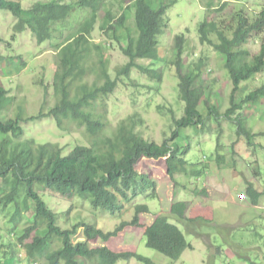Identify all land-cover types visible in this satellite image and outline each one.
I'll list each match as a JSON object with an SVG mask.
<instances>
[{
    "label": "trees",
    "instance_id": "obj_1",
    "mask_svg": "<svg viewBox=\"0 0 264 264\" xmlns=\"http://www.w3.org/2000/svg\"><path fill=\"white\" fill-rule=\"evenodd\" d=\"M129 1V4L121 7L120 14L114 16L111 0H76L74 5L85 18L73 33L55 46L56 67L51 84L54 106L46 115L39 112L37 117L23 118V111L19 109L12 118L0 119V184L10 182L7 192H0V217L7 207H13L8 224L12 227L9 233L16 240L12 243L0 237V264H37L38 261L44 264H116L119 260L129 259L152 264L149 259L135 253H114L105 246L89 247V241L100 239L107 242L125 227L139 226V216L149 213L146 205L135 206L131 221L122 222L111 232L103 233L90 224L80 225L85 240L73 243L72 237L79 226L61 230L57 225V214L47 207L40 192L49 191L66 198L80 196L88 200L94 209L115 215L123 210L120 200L128 201V191L142 193L154 186L148 175L136 170L143 159L163 160L164 172L174 183L176 175L189 174L197 179L205 174L207 166L199 171L187 172L184 159L187 149L180 150L174 142L187 128H198L202 124L198 112L201 92L194 87L201 73L202 61L181 75V57L186 44L183 36L174 38L175 54L169 63L178 72L179 100L184 104L180 119L172 115L174 129L171 142L164 141L159 145L146 141L135 132L136 122L131 117L120 121L110 131L106 98L116 89L117 80L128 77L133 68H139L137 61L147 60L156 66L162 60L157 38L169 4L165 0ZM119 3H122L121 0ZM228 6L226 2L215 5V0H207L204 6L206 19L198 25L197 33L200 42L212 48L221 59L222 68L233 87L229 97L230 106L222 115L231 121L243 104H255L264 97L263 84L237 100L241 85L264 72V41L251 59L249 51L245 49L252 35L259 38L264 34V9L253 19L247 17L243 10L234 8L228 18L209 19L215 14L219 17ZM72 8V5L60 0H43L26 11L20 0H0V10L9 11L18 20L15 30L22 33L28 29L38 45L49 41L54 33H59L61 25L69 19ZM100 13L103 16L99 30L119 46L120 52L128 60L124 66L116 69L114 79L109 74L108 48L100 43L95 44L91 39ZM128 18H132V27L127 26ZM140 70L160 79V75L152 69ZM88 77H93L91 83L87 82ZM14 100L0 87V114ZM41 118H52L62 132L76 126L83 132L88 144L78 145L63 156L55 144L20 140L23 135L21 123ZM241 118V115H237L233 119L237 124V133H242L251 145L254 135L243 126ZM22 191L23 196L19 201ZM246 193L251 205L256 206L261 194L249 186ZM188 208L186 202L173 203L169 215L177 224L201 221V218L186 217ZM21 223L26 226L19 232L17 228ZM143 235L148 248L173 261L178 260L186 249L192 248L179 227L170 223V218L165 215L156 216ZM54 239L58 242L56 249L51 248Z\"/></svg>",
    "mask_w": 264,
    "mask_h": 264
},
{
    "label": "rangeland",
    "instance_id": "obj_2",
    "mask_svg": "<svg viewBox=\"0 0 264 264\" xmlns=\"http://www.w3.org/2000/svg\"><path fill=\"white\" fill-rule=\"evenodd\" d=\"M39 1L43 0H20V3L27 11ZM60 1L73 6L71 15L61 25L59 33H54L49 41L40 45L28 29L18 33L15 30L18 20L9 11L0 10V87L8 92L9 97L15 98L0 114L1 120L12 118L19 109L23 111V118L37 117L39 112L46 115L54 106L51 84L56 67L55 46L73 33L85 18L74 5L76 0ZM165 1L169 7L157 38L162 60L156 66L147 60L137 61L139 68H133L128 77L117 80L116 89L106 98L107 119L110 131L120 121L131 117L136 122L135 132L146 141L159 145L164 141L171 142L174 129L172 115L180 119L184 104L179 100L178 72L169 63L175 54L174 38L183 36L186 44L181 57V75L202 61L201 73L194 87L201 92L198 112L203 128L189 127L174 142L180 150L187 149L184 157L187 172L199 171L207 166L205 174L197 179L189 174L176 175L174 183L164 172L163 160H141L136 170L148 175L154 186L142 193L128 191V201L120 200L123 210L115 215L94 209L88 200L80 196L66 198L49 191L40 192V195L47 207L57 214V225L61 230L79 226L72 237L73 243L85 240L80 225L90 224L103 233L111 232L122 222L131 221L135 206L146 205L149 213L139 216V226H127L107 242L100 239L89 241V247L105 246L114 253H135L149 259L152 264H264V97L255 104H243L231 121L224 119L222 115L230 106L229 97L233 87L222 68L221 59L212 48L200 42L197 33L198 25L206 19L204 6L207 0ZM111 2L114 4L113 15L118 16L121 7L130 1ZM225 2L229 5L227 9L219 17L212 15L210 20L228 18L233 8L243 10L247 17L253 19L264 9V0H215V5ZM102 16L100 13L91 39L95 44L100 43L108 48L106 57L109 74L114 79L116 69L124 66L128 60L120 52L119 46L109 41L99 30ZM128 20L127 26L132 27V18ZM263 41L264 34L259 35V38L254 35L250 37L245 44L250 59L258 53ZM140 68L156 71L160 79L144 73ZM92 81L93 77L87 78L88 83ZM263 84L264 72L241 85L237 100ZM237 115H241L243 126L254 135L251 145L242 133H237V124L233 120ZM21 127L23 135L20 140L55 144L63 156L78 145L88 144L83 132L76 126H72L68 132H62L52 118L21 123ZM9 183L8 180L0 184L1 193L7 192ZM248 186L261 193L256 206L251 205L246 193ZM20 195L19 201L23 191ZM239 195L244 196V199H239ZM176 202H186L189 207L186 217L201 218V221L178 225L169 215L171 205ZM12 211L13 207L9 206L0 217V237L14 243V235L9 233L12 227L8 224ZM158 215L168 216L170 223L179 227L192 247L186 249L176 261L146 246L144 230ZM25 226L21 223L18 231L21 232ZM52 242L51 248L56 249L57 240ZM21 254L24 256L23 252ZM37 264L44 263L38 261ZM116 264L143 263L129 259L119 260Z\"/></svg>",
    "mask_w": 264,
    "mask_h": 264
},
{
    "label": "clouds",
    "instance_id": "obj_3",
    "mask_svg": "<svg viewBox=\"0 0 264 264\" xmlns=\"http://www.w3.org/2000/svg\"><path fill=\"white\" fill-rule=\"evenodd\" d=\"M12 1V0H11ZM143 160H145V159H143ZM180 176V175H179ZM259 194H261V193H259ZM240 196H242V195H239V199H244V196H242V197H240ZM259 199V198H258ZM196 219V218H195ZM23 264H26L25 262H23Z\"/></svg>",
    "mask_w": 264,
    "mask_h": 264
},
{
    "label": "built area",
    "instance_id": "obj_4",
    "mask_svg": "<svg viewBox=\"0 0 264 264\" xmlns=\"http://www.w3.org/2000/svg\"><path fill=\"white\" fill-rule=\"evenodd\" d=\"M240 197H242V196H240Z\"/></svg>",
    "mask_w": 264,
    "mask_h": 264
}]
</instances>
